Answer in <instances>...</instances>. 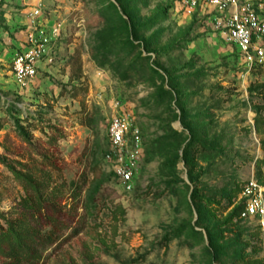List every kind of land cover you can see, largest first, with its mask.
<instances>
[{
	"label": "rangeland",
	"instance_id": "1",
	"mask_svg": "<svg viewBox=\"0 0 264 264\" xmlns=\"http://www.w3.org/2000/svg\"><path fill=\"white\" fill-rule=\"evenodd\" d=\"M31 51L38 73L21 87L13 63ZM123 110L139 134L121 159L109 127ZM255 197L264 63L211 8L0 0V245L19 220L51 232L32 215L53 204L41 264H264V216L243 215Z\"/></svg>",
	"mask_w": 264,
	"mask_h": 264
},
{
	"label": "built area",
	"instance_id": "2",
	"mask_svg": "<svg viewBox=\"0 0 264 264\" xmlns=\"http://www.w3.org/2000/svg\"><path fill=\"white\" fill-rule=\"evenodd\" d=\"M187 14L192 15L201 7H209L216 14L218 28L240 50L246 60L264 63V48L256 42L264 41V0H180ZM39 54L31 51L18 56L13 63V72L17 84L27 87L37 76ZM131 135L138 136L139 130L132 122V114L123 110L115 114L110 122L109 138L118 155L123 156L124 147ZM117 173L124 181L131 180V168L118 167ZM246 194L253 190L247 187ZM244 216H264V203L255 197L245 208Z\"/></svg>",
	"mask_w": 264,
	"mask_h": 264
},
{
	"label": "trees",
	"instance_id": "3",
	"mask_svg": "<svg viewBox=\"0 0 264 264\" xmlns=\"http://www.w3.org/2000/svg\"><path fill=\"white\" fill-rule=\"evenodd\" d=\"M25 202L26 207H29V205L34 207L33 204L37 203L32 202V200L29 202L27 199H25ZM61 211L53 204L47 205L45 210L36 207V213L32 217L37 222L44 221L46 226L51 225L53 228L51 232L46 234H43L32 224L21 220L9 224L3 234L0 256L10 259V264H41L44 250L54 243L52 240L54 230L57 229L60 223H58V218L55 215L61 213Z\"/></svg>",
	"mask_w": 264,
	"mask_h": 264
}]
</instances>
